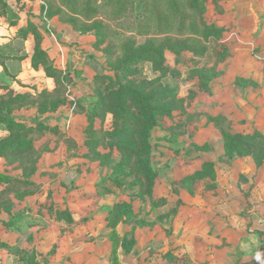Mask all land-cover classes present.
Segmentation results:
<instances>
[{"label":"rangeland","instance_id":"obj_1","mask_svg":"<svg viewBox=\"0 0 264 264\" xmlns=\"http://www.w3.org/2000/svg\"><path fill=\"white\" fill-rule=\"evenodd\" d=\"M131 1L122 15L99 17L111 29L106 40L92 22L61 13L59 0L0 5V116L7 120L0 122V174L10 178L0 182V238L33 264L59 259L87 214L114 228L143 198L170 196L173 204L179 197L181 207L198 197L215 211L226 196L229 211L264 217V167L245 155L249 141L232 137L251 133L247 118L264 108V0H180L181 31L151 36L137 34L144 0ZM233 2L247 4L230 9ZM191 22L199 34L186 32ZM244 39L239 54L235 44ZM240 55L246 76L217 89L226 63ZM170 88L172 115L150 131L152 150L129 160L124 143L135 146L145 134L135 133L142 114L132 91L147 99ZM107 92L120 94L110 103L115 116L99 107ZM0 264L23 263L0 249Z\"/></svg>","mask_w":264,"mask_h":264},{"label":"crops","instance_id":"obj_2","mask_svg":"<svg viewBox=\"0 0 264 264\" xmlns=\"http://www.w3.org/2000/svg\"><path fill=\"white\" fill-rule=\"evenodd\" d=\"M256 1L254 5L260 2ZM246 4L233 2L230 9L240 10ZM251 4L248 3V9ZM240 18L242 19L243 15H240ZM262 31L258 27L254 32H260L262 35ZM259 40L258 47L264 50V40ZM247 42L248 40L244 39L235 44L239 54L245 52ZM227 64L226 69L223 68L225 75L219 79L221 84L217 85V89L222 91L227 90V85L231 83L229 79L238 74L246 76L241 55ZM1 70L0 67V75H3ZM8 71L12 73L9 68ZM23 73L20 72L16 76L18 81L22 79ZM260 73L261 69L255 70V74ZM14 82L17 84V81ZM261 88H258L259 92L264 91ZM247 119V126L253 128V131L247 134L254 131L264 134V108L254 112ZM263 167L264 165L261 169ZM256 169L260 170L257 166ZM222 193L221 196H225L224 192ZM225 197L217 198L215 211L211 210L209 205L203 204L202 199L198 197L189 199L181 207L176 205L179 197L173 204L170 202V196L159 198L157 202L143 198L142 204L139 205L141 209L131 212L126 222L119 219L114 228H108L103 221L105 218L102 219L97 213L87 214L78 225L76 235L62 243L63 253H60V258L55 257L51 263L264 264V217L257 212L229 211L227 205L229 206L230 202L224 203ZM0 239L5 241L2 237Z\"/></svg>","mask_w":264,"mask_h":264},{"label":"trees","instance_id":"obj_3","mask_svg":"<svg viewBox=\"0 0 264 264\" xmlns=\"http://www.w3.org/2000/svg\"><path fill=\"white\" fill-rule=\"evenodd\" d=\"M5 0H0V5L4 3ZM183 1V0H182ZM61 5V13L72 15L74 19H80L85 22H92L94 27L97 28L98 32L102 34V38L104 40L107 39V35L111 32V29L105 28V24L103 21L98 20L99 17L103 14L108 17H111V13H114L115 15H122L123 12L127 10V7L130 6V4H133V1L131 0H59ZM180 0H144L143 8L145 14L140 17L142 24L137 32L139 36H151L154 34L157 35H165V34H171L180 32L181 28L179 25L176 26V21L179 16L176 7L180 4ZM193 4V3H192ZM4 8H7V4L4 3ZM192 9V5H191ZM113 12H111V11ZM110 11V12H109ZM147 14V15H146ZM75 20V21H78ZM187 33L192 35L199 34V29L197 28V24L194 22H191L188 26ZM179 29V30H178ZM145 55L140 54V57H143ZM4 59L0 54V63L2 66H4ZM39 62V61H38ZM39 64V63H37ZM36 64V65H37ZM128 67V66H127ZM125 70V69H124ZM126 74V70H125ZM125 76V75H124ZM123 76L122 79L125 77ZM210 79V78H209ZM130 88V87H129ZM131 89H126V93H130ZM135 93L136 96L140 97L138 102L140 103L141 108V117H137V125L138 130L135 131V133H138L140 131H143L145 134L143 137L140 136L139 142L132 146L129 141L127 143H124L126 146V158L129 160L137 155V157L140 156L143 150H152V146L149 142L150 138V131L155 129L157 126L158 118L161 116H168L170 117L172 115V109L170 107V97L175 93L174 89H166V93H159L150 96L147 99H143L140 92L132 91ZM158 93V92H157ZM169 95V96H168ZM160 97L159 101L160 104L158 106L152 105V100L154 97ZM120 98L119 93L114 92H107V94L103 96H99V107H102L105 112H110L116 115V112L114 108L111 106L114 99ZM112 99V100H111ZM111 103V104H110ZM122 103H126V100H122ZM121 106V110L124 112H127L126 106ZM7 121L3 119L0 116V122ZM12 125V122L10 123ZM125 127L128 128V123H125ZM13 129V127H10V131ZM226 135V133H224ZM232 137H235L237 139L249 141L251 143V146L253 148L252 153H247L245 155L252 156L253 159L256 162L257 168H261L264 165V134H262L259 131H254L252 134H235L232 135ZM142 149V150H141ZM141 150V151H140ZM134 154H131V153ZM10 178L7 176H3L0 174V182H7ZM126 212L121 214L120 221H127L129 219L130 214H128V211L131 209L130 206H127ZM60 214V212H59ZM61 215V214H60ZM117 245L114 246V256L116 254ZM0 249L10 251L13 253L16 257H19V260L23 264H33L32 258L28 256V254L24 251H21L20 249L16 247H12L9 244H7L4 241L0 240Z\"/></svg>","mask_w":264,"mask_h":264}]
</instances>
